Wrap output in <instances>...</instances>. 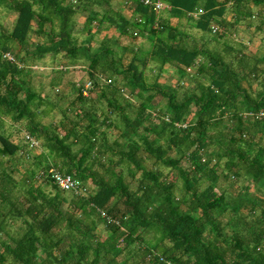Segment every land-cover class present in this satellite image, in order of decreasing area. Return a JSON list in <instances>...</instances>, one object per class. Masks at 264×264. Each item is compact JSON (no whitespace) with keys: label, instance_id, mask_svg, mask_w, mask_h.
Returning <instances> with one entry per match:
<instances>
[{"label":"trees","instance_id":"1","mask_svg":"<svg viewBox=\"0 0 264 264\" xmlns=\"http://www.w3.org/2000/svg\"><path fill=\"white\" fill-rule=\"evenodd\" d=\"M133 1L138 18L129 23L94 8L108 0H0L13 15L9 28L0 22V264H264V118L255 117L264 111V56L228 42L231 61L206 46L188 48L177 27ZM161 1L170 17L193 19L217 41L254 17L250 6L261 8L264 25V0ZM228 2L232 21L224 18ZM79 12L82 40L74 32ZM104 22L119 40L147 34L148 56L126 61L127 47L117 54L108 41L93 48L92 29ZM47 54L82 62L92 85L87 96L75 87L70 113L43 125L36 117L44 98L27 79L30 64ZM166 65L178 73L167 87L159 79ZM6 118L38 146L25 134L14 142ZM51 168L85 193L60 190ZM14 219L17 235L7 230Z\"/></svg>","mask_w":264,"mask_h":264},{"label":"crops","instance_id":"2","mask_svg":"<svg viewBox=\"0 0 264 264\" xmlns=\"http://www.w3.org/2000/svg\"><path fill=\"white\" fill-rule=\"evenodd\" d=\"M218 1H223V0H218ZM226 6H227V9H226L224 18L228 21H232L234 10L232 9V5L230 2H228ZM135 7L136 5L133 0H108L107 4L106 3L101 4L100 6L94 5V8H96V10L101 11V13L107 12L108 16H111L115 18L116 20L120 18L119 16H122L129 23H133L138 18V13L135 11ZM250 7H251L250 10L253 13L254 17H251V19H244L243 21L239 22L234 27H232V29L230 30L228 34L229 37L230 35L231 37L233 35V37L235 36L236 38L239 37L238 38L239 40L241 37L240 34L242 33L244 34L245 32V31L243 32V30H245L246 26H252L253 28H258L260 26L262 20L258 12L259 10H261V8L255 7V6H250ZM158 14L160 17L164 18L165 20H168L171 26L177 27V35L181 33L183 34V38L179 37L177 42L178 41L183 42V44L188 48H193L196 46H206L208 49H210L209 43H207L208 39L209 40L212 39L213 41H216L211 36H209L208 39L205 38V35L201 31L195 29V27H193V24H194L193 19L183 18L179 20L174 17H170L166 9H161L158 12ZM84 15L85 14H82L79 12L75 16L76 25L74 28V32L78 40H82L85 37V33L83 29V25L85 21ZM191 15L194 18H196L197 16V14L195 15L194 13H191ZM256 18L259 19V21L255 25H253L252 20ZM260 29L261 28H258V30ZM205 39H207V41ZM33 40L36 41L37 39L33 38ZM39 40L42 41V39H39ZM151 40L152 39L147 34L142 35L141 37H139L138 39L134 41H129L126 39L119 40L117 28H115L114 24H109L107 22H104L101 25V27L98 29H92L93 48H97L102 42H105V41L113 42L116 45L114 47L115 51L117 54H119L123 46H126L127 50L124 54V59L126 61H129V59L133 56V54H139L144 57L148 56V53L151 47ZM118 41H120V43H118ZM238 43L240 44L242 42L239 41ZM30 66H35L36 69L35 70L30 69L31 70L30 76L28 77L27 81L30 84V86L38 94H40L42 98H44L43 102H41V105L38 108V114L36 117V121L42 123L43 125H49V124L58 122L62 118L63 110L66 111L67 114L70 113V110L68 109L69 102L72 100L74 96L75 87H77L78 85H83V83L87 81L84 64L80 61L76 63H71L68 60H65L62 57V55L47 54L42 60L37 61L33 64H30ZM164 70L165 71L160 73L159 79H160V82L163 83L165 87H167L170 84L165 83L166 79L168 80L171 79L175 83L178 78V73L175 72L174 68L169 65H166L164 67ZM145 73L146 75L147 73L148 75L154 74L153 78H155L158 71L153 66V64L150 62L146 68ZM174 73H176L177 77L174 76L172 78ZM42 84L44 86H49V88H53L56 92L58 91L57 89L59 88L60 93L58 95H60V97H58V100L61 99L60 101L62 102V104H60L61 102H57L56 100H50L51 98H48V93L43 92L40 88L39 90H37L38 85L39 87H41ZM122 92L124 96L129 95L126 92V90H122ZM133 100L134 102H136L135 99ZM162 101L160 103H162ZM46 107H47V110L45 109ZM99 108L103 110L105 108V103H101L99 105ZM52 110H55L54 112L57 115H55L53 119L52 118L49 119V122L46 121L44 123L45 119L48 118L46 117L47 113L50 114ZM58 114L60 116H58ZM21 126H22L21 123H11L10 119L6 118L3 128L9 127V128L15 129L16 130L15 132L19 136L16 138V140L15 139L13 140L11 137L10 138L14 142H18V141L23 140L24 138L23 135L25 134L23 133ZM103 129L104 127H102V130ZM106 134H107L108 140L113 141L117 136V131L115 130V128H110L106 130ZM40 151L41 149L37 147L34 149L33 153H39Z\"/></svg>","mask_w":264,"mask_h":264},{"label":"rangeland","instance_id":"3","mask_svg":"<svg viewBox=\"0 0 264 264\" xmlns=\"http://www.w3.org/2000/svg\"><path fill=\"white\" fill-rule=\"evenodd\" d=\"M12 19H13V15L9 12H7L6 10H3L2 8H0V22L5 24L6 27H10V24L12 22ZM259 21V19H253L252 20V23L253 25H255L257 22ZM244 25V24H243ZM245 26V25H244ZM245 31V32H244ZM244 34H240V39L238 40V38L231 37H226V38H221V40H216V41H213L212 39L209 40V35L207 33H203L205 35V38L208 39V42L209 43V48L211 49L212 52H216L218 54H221L224 58V60L226 61H231L233 58L232 56L234 55V53L230 52V51H227L224 47V43L225 42H228V44L232 45L236 50L238 48H240L241 44L245 46V50L248 49L251 53H252V56L253 57H256V58H261L262 56H264V25H262L261 29L258 30V28H253L252 26H246L245 27V30H243ZM80 37V36H78ZM207 39H205L207 41ZM239 41H241L242 43H238ZM255 60V58H253ZM253 61V60H252ZM259 66L263 67V63L260 64ZM172 72V70H171ZM149 73V72H148ZM147 73V75H148ZM173 74V73H172ZM171 74V75H172ZM154 75V74H153ZM153 75L152 74H149L148 75V79L150 81H152L154 78H153ZM176 76V73H174V75L172 76V78ZM171 77V76H170ZM260 80L262 78H259ZM264 80V79H263ZM166 84H173L174 81L171 80V79H166L165 81ZM186 83V82H185ZM252 86L254 88H258L257 87V82H253ZM37 88V86H36ZM39 88L45 92V93H48V98H51L50 100H56L57 102H61L60 100H58V97H60V95H58L60 93V90L59 88L57 89L58 91L56 92L53 88H49V86H44L43 84L41 85V87H39L38 85V88L37 90H39ZM58 95V96H57ZM165 100L162 101V103H164ZM59 104V103H58ZM62 104V102L60 103ZM47 110V107L45 108ZM56 110V109H55ZM55 110H52L50 114L47 113V116L48 118L45 119L44 123L47 121L49 122V119H53L55 115H57L54 111ZM48 112V111H47ZM58 116H60L58 114ZM16 130L13 129V128H9V127H5L4 128V132H6V134H9L10 137L14 140H16V138L19 136L16 132ZM35 146H38V143L35 144ZM39 148V147H38ZM30 162H23L22 165L19 166V170H21L22 172H24V170L26 168H29L30 167ZM146 167L149 169L151 167V164L150 162H147L146 164ZM182 166L184 168H188V164L186 162H182ZM163 168V167H162ZM124 169V168H123ZM163 171L165 174H167L169 172V169L168 168H163ZM124 174H125V169H124ZM16 179L19 180L20 179V174L19 175H16ZM233 179L231 178L230 182H232ZM179 188L181 186V182L178 181L177 182ZM181 188L179 189L178 193L179 194H182V191H180ZM14 222L12 223L11 226H8L7 227V230L9 233L11 234H14V235H17L21 232L20 230V226H21V223L19 221H16L15 219L13 220ZM12 222V221H11ZM102 235H104V233H102ZM147 236H152L151 233L148 234Z\"/></svg>","mask_w":264,"mask_h":264},{"label":"built area","instance_id":"4","mask_svg":"<svg viewBox=\"0 0 264 264\" xmlns=\"http://www.w3.org/2000/svg\"><path fill=\"white\" fill-rule=\"evenodd\" d=\"M143 5L150 7L153 11L159 12L163 7H164V3L161 0H139ZM200 11H196L194 12V14H199ZM157 25L155 24L154 27H156ZM217 30V28L215 26H212V32H215ZM2 58L10 61V62H14V58L11 54L9 53H3L2 54ZM19 67L21 68L22 66L19 65ZM31 70H35L36 67L35 66H29ZM190 69H187V71H189ZM107 83L110 82V80L108 79L106 81ZM92 82L90 80H87L85 83H83L82 85V89H81V94L83 96H87L88 95V91L91 88ZM249 115H252L250 113H248ZM257 118H264V111H260L256 114ZM185 126V124L183 125V127ZM25 139L28 140V142L30 143V146H35V144L37 143L35 140H33L31 137H29L28 135L25 134ZM48 174H49V178L51 179V181L62 191L64 192H71L74 193L76 195H82L85 193L86 188L83 187L80 182L77 179H74L73 177H71L70 175H62L61 173H59L58 171H56L55 169L51 168L48 170ZM102 217H106V215L104 214V212H100ZM107 221H111L110 219H108V217L106 218Z\"/></svg>","mask_w":264,"mask_h":264}]
</instances>
